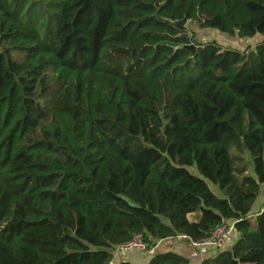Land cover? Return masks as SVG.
<instances>
[{
	"label": "trees",
	"instance_id": "trees-1",
	"mask_svg": "<svg viewBox=\"0 0 264 264\" xmlns=\"http://www.w3.org/2000/svg\"><path fill=\"white\" fill-rule=\"evenodd\" d=\"M262 186L264 0H0V264H111L224 223L237 243L203 264H264Z\"/></svg>",
	"mask_w": 264,
	"mask_h": 264
},
{
	"label": "crops",
	"instance_id": "crops-1",
	"mask_svg": "<svg viewBox=\"0 0 264 264\" xmlns=\"http://www.w3.org/2000/svg\"><path fill=\"white\" fill-rule=\"evenodd\" d=\"M256 39V38H255ZM250 43L248 46L254 47L256 44ZM196 174L195 172H192ZM210 190L216 195L221 196L219 189L208 183ZM264 213V186L261 187L258 198L252 207V212L250 215L252 223H256L259 218L262 217ZM190 218H193L191 216ZM238 241V235L233 232L230 238L227 240L223 250H232L234 245ZM167 253L177 254L189 260L190 264H203L206 260L210 258H215V253L211 251V248L197 249L191 245L189 240L185 237L170 238L163 241H159L154 247L150 248L148 251L132 250L129 252H120L115 249L113 253V260L111 264H121L122 262H127L130 264H149L150 260L157 256Z\"/></svg>",
	"mask_w": 264,
	"mask_h": 264
},
{
	"label": "built area",
	"instance_id": "built-area-1",
	"mask_svg": "<svg viewBox=\"0 0 264 264\" xmlns=\"http://www.w3.org/2000/svg\"><path fill=\"white\" fill-rule=\"evenodd\" d=\"M234 232V224L224 223L214 229L210 235L200 241H191V245L197 249L213 248L216 250H222ZM150 248L145 242L143 235L135 236L130 242L122 244L116 248L120 252H129L132 250L148 251Z\"/></svg>",
	"mask_w": 264,
	"mask_h": 264
},
{
	"label": "rangeland",
	"instance_id": "rangeland-1",
	"mask_svg": "<svg viewBox=\"0 0 264 264\" xmlns=\"http://www.w3.org/2000/svg\"><path fill=\"white\" fill-rule=\"evenodd\" d=\"M184 28H186L189 34L194 33L196 36V40L200 41L201 43L215 41L219 45L225 48H230V49L244 50L245 48L249 47L248 45L250 43L253 44L255 42H260L263 39L259 36H256L254 38L241 39L238 37H232V36L223 34L214 29L200 30L196 26L191 25L189 22ZM191 171L195 172V169H191Z\"/></svg>",
	"mask_w": 264,
	"mask_h": 264
},
{
	"label": "water",
	"instance_id": "water-1",
	"mask_svg": "<svg viewBox=\"0 0 264 264\" xmlns=\"http://www.w3.org/2000/svg\"><path fill=\"white\" fill-rule=\"evenodd\" d=\"M187 23H188V20L184 19L181 22H177L176 25L178 27L184 28L187 25ZM185 37H188V35H185ZM188 49L191 50V51H194L195 47L194 46H189Z\"/></svg>",
	"mask_w": 264,
	"mask_h": 264
}]
</instances>
